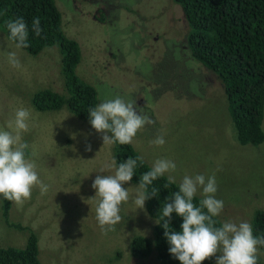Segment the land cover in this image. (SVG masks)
I'll return each mask as SVG.
<instances>
[{
    "label": "rangeland",
    "instance_id": "obj_1",
    "mask_svg": "<svg viewBox=\"0 0 264 264\" xmlns=\"http://www.w3.org/2000/svg\"><path fill=\"white\" fill-rule=\"evenodd\" d=\"M54 1L64 33L80 46L76 73L95 87L97 105L120 96L134 100L138 114L155 121L131 143L149 166L158 158L173 160L177 169L171 175L178 184L185 175L215 172L216 197L224 201L218 216L222 222H251L257 210L264 212V142L253 147L237 141L221 83L189 54L188 22L180 3ZM8 52L17 53L22 68L11 67ZM60 58L57 45L34 56L16 49L0 32V128L11 131L7 123L15 111L30 110L29 131L22 137L32 146L40 180L48 185L46 194L34 187L31 199L22 205L12 202L5 213L0 196V247L25 246L29 231L16 225L19 220L36 234L41 264H136L131 238L151 237L155 223L145 205L137 209L131 197L122 203L123 219L107 235L96 219L99 197L92 184L97 175H114L115 168L105 167L113 157V144L103 145L104 133L67 109L56 114L32 105L38 90L64 92ZM158 135L166 141L162 147L150 143ZM88 145L91 151L85 150ZM122 186L134 195L138 185ZM201 193L196 195L203 198ZM258 257L264 264L260 248Z\"/></svg>",
    "mask_w": 264,
    "mask_h": 264
},
{
    "label": "trees",
    "instance_id": "obj_2",
    "mask_svg": "<svg viewBox=\"0 0 264 264\" xmlns=\"http://www.w3.org/2000/svg\"><path fill=\"white\" fill-rule=\"evenodd\" d=\"M188 24L186 45L191 58L212 71L222 85L227 100V111L235 126L236 138L241 145L257 147L264 142V0H177ZM23 17L29 27L30 47L22 49L37 55L45 48L57 45L64 92L49 88L35 92L31 102L40 111L65 112L66 109L83 122L90 124L88 109L98 103L94 86L85 82L76 73L81 51L77 41L69 38L61 27V13L54 0H0V32L9 39L5 21ZM39 17L43 32L36 36L31 31V21ZM106 21V18L101 20ZM103 22V23H104ZM13 42V41H11ZM13 44H15L13 42ZM64 108L65 111H60ZM110 133V132H109ZM112 134V133H110ZM27 142V140H23ZM32 147V146H30ZM26 149L27 158L32 150ZM140 156L132 144H113V157L117 167L129 157ZM32 160V159H31ZM151 167L143 159L130 182L138 185L140 176ZM158 194L145 201L147 214L154 220L151 237L134 234L130 241V252L136 264H180L169 253V243L164 237L160 217L166 200L178 191V183L168 184L167 177L153 182ZM151 187V186H150ZM60 196V195H59ZM202 198L195 196L193 203L199 206ZM12 202L4 200V213ZM206 211V209H205ZM7 214V213H6ZM7 219V215H5ZM220 226L222 221L215 218ZM183 218L171 214L170 229L181 231ZM254 235L264 236V212L257 210L251 219ZM19 228L28 229V238L22 248L0 247V264H41L38 258V238L21 221ZM264 251V246L259 247ZM201 264H215L214 258ZM258 264H262L258 257Z\"/></svg>",
    "mask_w": 264,
    "mask_h": 264
},
{
    "label": "clouds",
    "instance_id": "obj_3",
    "mask_svg": "<svg viewBox=\"0 0 264 264\" xmlns=\"http://www.w3.org/2000/svg\"><path fill=\"white\" fill-rule=\"evenodd\" d=\"M5 26L16 49L30 47L29 27L23 17L6 20ZM31 31L41 36L43 28L39 17L32 19ZM7 61L13 68H22L16 52H8ZM88 114L92 128L104 133L103 145L131 144L138 131L155 123L141 111L138 114L134 100L125 101L120 96L90 107ZM30 119V110L20 107L15 111L14 118L7 123L11 131L0 128V196L18 205L31 199L34 187H39L41 195L48 191V185L39 178L37 165L26 155L29 145L23 141L22 133L29 131ZM109 132L112 133L111 137L107 134ZM150 143L162 147L166 141L162 135H158ZM85 150L91 151V146H86ZM138 161L142 165L143 157H129L117 167L112 157L105 167L115 168L114 175H97L93 181L92 187L99 197L95 209L96 219L104 235L116 230L115 226L123 219L120 215L121 205L128 202L130 197L134 199L137 209L143 210L145 201L158 194L159 189L152 186L155 180L167 173V183H176L171 173L176 171L177 164L168 158H158L151 169L140 176L137 190L131 195L122 185L131 181ZM200 189L203 198L197 206L193 199ZM217 191L215 172L207 177L204 174L183 176L178 191L168 198L171 202L165 201L160 222H156H163L164 237L170 245L169 253L180 264H201L212 257H216L215 264H258V251L259 247L264 246V236L254 235L253 226L247 220L238 223L226 220L217 227L218 221L215 218L224 209V201L216 197ZM173 212L183 218L180 232L170 229ZM217 253L220 255L217 256Z\"/></svg>",
    "mask_w": 264,
    "mask_h": 264
}]
</instances>
